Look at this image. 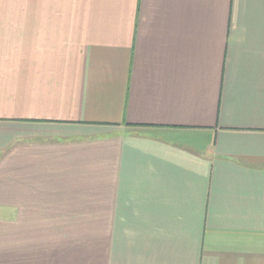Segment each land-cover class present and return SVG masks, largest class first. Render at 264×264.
Listing matches in <instances>:
<instances>
[{"label":"crops","instance_id":"0c3cea01","mask_svg":"<svg viewBox=\"0 0 264 264\" xmlns=\"http://www.w3.org/2000/svg\"><path fill=\"white\" fill-rule=\"evenodd\" d=\"M0 264H264V0H0Z\"/></svg>","mask_w":264,"mask_h":264}]
</instances>
